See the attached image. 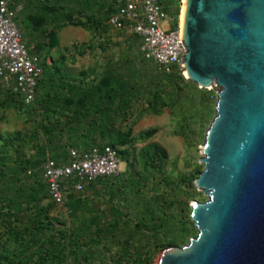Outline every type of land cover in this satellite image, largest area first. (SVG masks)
<instances>
[{
    "label": "rangeland",
    "instance_id": "obj_1",
    "mask_svg": "<svg viewBox=\"0 0 264 264\" xmlns=\"http://www.w3.org/2000/svg\"><path fill=\"white\" fill-rule=\"evenodd\" d=\"M180 3L178 15H180L182 0ZM52 5V0H26L25 9L17 19L23 42L30 54L39 57L43 66L45 72L43 78H46L50 71L55 72L53 66L56 65L60 68V72L66 76L78 77L81 71L92 70L97 79L108 63H116L121 60L136 63L138 70L144 75L155 76L158 73L156 64L142 57L138 38L130 33L112 28L108 21H105L98 30L67 25L56 33H52L57 23L56 20H51L50 16L47 19L41 17L45 15V9ZM117 5L118 0H94L88 7L87 13L93 17L105 19L115 11ZM170 10L172 14H175V9L171 8ZM169 21L172 23L171 19H168L164 21V24ZM179 22L180 18L178 26H180ZM182 76L185 81L175 85L172 89L174 92L181 91V98L172 108H166L162 114L156 116L142 113L146 107L145 101L135 103L128 112L126 120L124 122L117 121L113 136L99 140L100 144L110 145L112 139L115 138V142L119 143V139L122 138L132 122H135L132 135L134 138H138L141 132L149 128L156 127L158 129V133L146 141L137 140L133 142L134 145L126 146L117 144L115 148L119 151L127 149L129 154L122 156L121 171L116 177L109 178V181H97L94 185L86 186L81 192L67 191L62 204L52 201L47 188L38 185L39 178L37 180L22 175L20 182H13L10 175L0 177L1 197L13 196L11 190L15 188L19 195L20 186L26 190H30L33 186L39 191V202L27 204L21 202V199L17 200L6 217L19 230H35V226H38L40 222L43 225L48 223L49 228L44 229L41 236L62 242L60 248L64 249L63 254L66 257L61 264H79L68 253L70 249L76 250L82 261L88 250L92 264H151L150 260L153 264H159L161 254L166 249L162 248L160 243L177 240L178 237H181L184 231L181 226L184 223L188 224L190 232H195V234L189 235L184 243L180 242L179 247L187 245L190 239L198 233L190 217L191 204L193 200L206 202L208 198L196 187L194 190L183 189L178 184L179 178L182 174H195L199 170H204L203 164L200 163V158L203 156L201 147L206 130L214 117V112L208 117L203 116L197 119L191 125L188 130V142H185L180 136H175L173 132L183 115L193 112L186 101L195 100L197 102L202 95H206L210 97L214 107L217 89L200 88L183 74ZM90 79H93V76ZM42 92L43 89L40 88L39 99ZM7 93L9 92L0 81V149L3 146L2 137L21 133L27 140L24 143L20 141L23 143V147L20 149L22 159L35 157L39 159V163H43L46 158H52V149H56L59 155L57 160L66 161L69 150L78 148L76 143L79 140L76 141L74 132L71 136L59 128L53 129L50 123L44 119V109L38 101L31 108L27 104L24 106L28 110L27 113H23L20 100L7 104ZM52 120L56 121V119ZM45 124L49 129L52 128L53 136L48 137L47 132L41 129V125ZM81 132L80 128L76 133ZM30 137H33V141H30ZM156 144L166 149L168 159L163 171L147 173L140 167L138 151L142 147H153ZM39 145L49 146L44 155L37 151ZM0 155L6 158L7 164H13L14 152L2 153L0 151ZM170 194L176 196L179 202L178 210L175 213L176 223L172 227L164 225L163 228L155 231L151 229L150 225L148 229L144 230L141 228L145 227H138L137 216L144 211L145 204L155 201L157 205H161L165 197ZM90 220H95L96 224L103 227V233L94 235V228L87 229ZM4 230V226L0 225V233H3ZM60 231H64L66 236ZM76 231L79 233L78 245L73 246L69 240H75L73 233ZM91 240L96 241L92 242ZM84 242H90L87 244L91 249H88ZM34 251L37 252L36 249ZM38 255L37 253L35 260L38 259ZM139 257L143 258L142 263L137 261Z\"/></svg>",
    "mask_w": 264,
    "mask_h": 264
},
{
    "label": "water",
    "instance_id": "obj_2",
    "mask_svg": "<svg viewBox=\"0 0 264 264\" xmlns=\"http://www.w3.org/2000/svg\"><path fill=\"white\" fill-rule=\"evenodd\" d=\"M188 80L219 87L194 186L198 231L159 264H264V0H188Z\"/></svg>",
    "mask_w": 264,
    "mask_h": 264
},
{
    "label": "trees",
    "instance_id": "obj_3",
    "mask_svg": "<svg viewBox=\"0 0 264 264\" xmlns=\"http://www.w3.org/2000/svg\"><path fill=\"white\" fill-rule=\"evenodd\" d=\"M52 1L53 5L45 9V15L41 16L44 19L50 16L51 20H56L57 23L52 33H56L67 25L98 30L105 21H108L109 16L113 13L106 16V20L89 15L87 9L94 0ZM160 2L167 12L169 19L172 21L171 28L176 30L179 21L180 0H160ZM171 8L172 10L175 9V14L171 13ZM155 67L158 69V73L155 76H150V74H142L138 70L136 63L123 60L116 63L110 62L103 70L101 76L96 79L94 71L92 70H84L80 72V76L71 77L62 74L60 68L54 65L55 72L50 71L46 78L42 77V80L39 82L38 92L40 88L43 89V92L40 99L37 94L36 101L43 106L44 119L50 123L53 129L59 128V130L66 131L71 136H73L72 132H74L76 141L79 140L76 143L78 148H89L92 145H101L99 140L113 136L117 121L124 122L128 112L133 108L135 103L145 101L146 107L142 113L158 116L166 108H172L176 101L181 98V91L174 92L172 89L175 85L185 81L182 74L177 71L165 73L159 70L157 65ZM92 76L93 79H90ZM6 100L7 104L20 100L22 102L21 109L23 113L28 112L24 107L26 104L19 96L7 93ZM186 103L193 109V112L188 115H183L179 125L174 129L173 134L182 137L185 142H188V130L191 125L197 119L213 114L214 107L210 101V97L206 95H202L197 102L195 100H189ZM33 105L27 106L31 108ZM52 119H56V121ZM134 124L135 122H132L122 138L119 139L121 145H134V141H146L158 133L156 127L149 128L141 132L138 138H134L132 136ZM80 128L82 132L77 134L76 132ZM41 129L47 132L48 137L53 136L51 134L52 128L49 129L47 124L41 125ZM1 141L3 142V146L0 151L2 153L12 151L15 153V158L13 159V164L10 165L7 164L6 158L0 155V177L10 175L12 176L11 179L13 182H20L21 176L26 175L29 178H36L38 180V174L27 175V171L29 168L39 169L41 166L40 163L42 162L39 163V159L35 157L22 159L20 149L23 147L22 144L27 140L21 133H16L14 136L8 135L2 137ZM30 141H33V137H30ZM119 143L115 142V138H113L110 145L116 147ZM48 148V145H39L37 146V151L39 154L44 155ZM52 150V158L57 160L59 155L56 149ZM118 153L120 158H122V156H127L129 151L127 149L123 151L118 150ZM167 159L168 153L161 145L156 144L153 147L145 146L138 151L140 167L147 173L151 171H163ZM201 172L199 170L195 174H182L178 184L183 189L194 190L195 186L193 182ZM109 178L112 177L99 178L95 182L109 181ZM95 182L87 186L94 185ZM38 185L46 187L40 180H38ZM11 191L13 196L5 195L1 197L2 194L0 192V225H3L5 228L3 233H0V264H61L66 257L63 254L64 249L60 248L62 242H56L53 238L41 236L44 229L49 228L48 223L43 225L40 222L38 226H35V230H19L6 217L17 200L21 199V202H26L27 204L39 202V191L33 186L30 190H26V188L22 189L20 186L18 191L19 195L16 192V188ZM156 205L155 201L145 204L144 211L137 216V226L145 227L141 228L142 230L148 229L150 225L151 229L155 231L163 228L164 225L172 227L176 223L177 216L175 213L179 206L176 196L170 194L168 197H165L161 205ZM181 227L184 228L181 237H178L177 240L160 243V246L162 248L179 246L180 242L184 243L189 235L195 234V232H190L187 223H184ZM92 228H94V235L101 234L104 231L103 227L96 224L95 220H90L87 225V229ZM60 232L66 236L64 231ZM88 232L91 234L90 231ZM73 238L75 240H69L70 244H73V246L78 245L79 233L77 231L73 233ZM91 241L95 242L96 240ZM87 243L90 242H84V245L88 249H91ZM37 253L39 254L38 259L35 260ZM68 253L79 264H92L88 250L84 254L83 261L80 260L76 250L70 249ZM142 260V257L137 258V261L140 263H142ZM150 262L153 264L152 260Z\"/></svg>",
    "mask_w": 264,
    "mask_h": 264
},
{
    "label": "built area",
    "instance_id": "obj_4",
    "mask_svg": "<svg viewBox=\"0 0 264 264\" xmlns=\"http://www.w3.org/2000/svg\"><path fill=\"white\" fill-rule=\"evenodd\" d=\"M26 0H0V81L9 93L34 104L44 69L39 57L30 54L23 42L17 22ZM169 16L160 0H118L108 24L119 31L136 36L145 60L153 61L165 73L184 75L183 56L186 47L178 28H165ZM219 87L213 85L212 89ZM216 92V94H217ZM118 149L108 145L71 148L66 161L46 158L39 169L29 168L27 175L38 174L52 201L64 202L69 190L81 192L99 178L114 177L121 171Z\"/></svg>",
    "mask_w": 264,
    "mask_h": 264
},
{
    "label": "bare ground",
    "instance_id": "obj_5",
    "mask_svg": "<svg viewBox=\"0 0 264 264\" xmlns=\"http://www.w3.org/2000/svg\"><path fill=\"white\" fill-rule=\"evenodd\" d=\"M187 2H188V0H182V6H181V10H180V15H179V18H180L179 24H180V30H181L182 34H183V30H184V22H185ZM184 76L186 78H188V76H189L186 69L184 70ZM208 88H211L210 84L208 85Z\"/></svg>",
    "mask_w": 264,
    "mask_h": 264
},
{
    "label": "crops",
    "instance_id": "obj_6",
    "mask_svg": "<svg viewBox=\"0 0 264 264\" xmlns=\"http://www.w3.org/2000/svg\"><path fill=\"white\" fill-rule=\"evenodd\" d=\"M163 25L165 28H169V29L172 27V23L170 21L168 23H165V24L163 23ZM71 77H73V76H71Z\"/></svg>",
    "mask_w": 264,
    "mask_h": 264
}]
</instances>
